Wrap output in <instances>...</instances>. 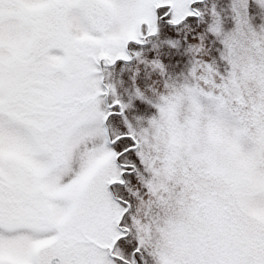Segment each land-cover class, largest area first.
<instances>
[{
    "label": "snow or ice",
    "instance_id": "1",
    "mask_svg": "<svg viewBox=\"0 0 264 264\" xmlns=\"http://www.w3.org/2000/svg\"><path fill=\"white\" fill-rule=\"evenodd\" d=\"M0 264H264V0H0Z\"/></svg>",
    "mask_w": 264,
    "mask_h": 264
}]
</instances>
